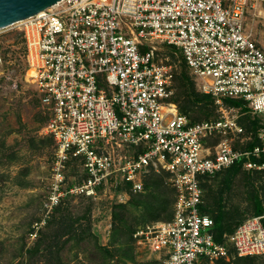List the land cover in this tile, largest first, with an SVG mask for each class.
Masks as SVG:
<instances>
[{
	"label": "built area",
	"instance_id": "2783aa9c",
	"mask_svg": "<svg viewBox=\"0 0 264 264\" xmlns=\"http://www.w3.org/2000/svg\"><path fill=\"white\" fill-rule=\"evenodd\" d=\"M264 24V0H60L16 23L25 37L26 78L49 112L43 129L54 140L43 221L64 199H96L109 183L144 189L153 170L168 173L171 218L134 231L139 248L162 264H201L264 255V214L245 218L216 239L203 211L206 177L237 163L264 169V119L258 142L236 148L244 134L241 99L264 112V49L246 28ZM156 42L175 46L218 116L192 121L174 100L175 62L158 57ZM0 50V77L7 76ZM77 162L81 176L67 175ZM122 201L121 196L116 198Z\"/></svg>",
	"mask_w": 264,
	"mask_h": 264
},
{
	"label": "rangeland",
	"instance_id": "374dc122",
	"mask_svg": "<svg viewBox=\"0 0 264 264\" xmlns=\"http://www.w3.org/2000/svg\"><path fill=\"white\" fill-rule=\"evenodd\" d=\"M246 28L264 49V24L248 16ZM155 45L160 59L177 64L174 100L184 99V75L195 82L198 91L206 93L181 54L175 53V46L162 42ZM25 47L20 24L0 29V50L7 74L0 77V264H162L156 254L137 246L133 233L172 216L174 190L163 170L149 172L142 191L109 183L96 199L70 196L42 223L38 235L31 236L34 222L43 221L54 140L43 129L49 112L35 85L25 76ZM238 113L245 131L234 136L231 143L236 148H247L249 141L257 138L264 112L253 115L241 108ZM187 115L197 120L214 119L218 108L207 117L198 107ZM67 175H82L77 162L69 166ZM203 182L205 211L212 217L223 211L233 214L234 219L247 218L254 214L257 202L264 206V169L241 166L231 173L223 170ZM119 196L122 201H117ZM125 225L134 230L132 238L123 230ZM201 264H264V255L240 256L232 251L228 258L203 260Z\"/></svg>",
	"mask_w": 264,
	"mask_h": 264
},
{
	"label": "trees",
	"instance_id": "16d2710c",
	"mask_svg": "<svg viewBox=\"0 0 264 264\" xmlns=\"http://www.w3.org/2000/svg\"><path fill=\"white\" fill-rule=\"evenodd\" d=\"M170 51L173 52L172 48L170 49ZM183 61H184L185 65L188 67L187 63L185 62V59H183ZM183 79L185 80V81H183V85L185 87L184 99L181 100L178 97L175 100L176 103L178 104L179 110L182 113L187 115L188 112L191 109H193L195 107H198L202 111H204L205 117L209 116V114L215 108L218 107L215 104L214 97L211 94H209V93H203V92L198 91L196 89L195 82L193 80L189 79L188 75L187 76L184 75ZM225 101L229 105H236V106H239L240 108H242L244 110H249L248 107L244 104L245 102L243 100H241V99L226 98ZM190 119L192 121H197V118H195V117L194 118L190 117ZM252 122L255 123V120H253ZM257 142H258V139L255 138L254 141H252V142L249 141L248 145H249V147H252ZM241 166H242V163L240 162V163H237V164H234V165L230 166L226 170L229 173H231L234 170L239 169ZM206 178H208V177H206ZM204 185L205 184L203 182V187H204ZM61 205L62 204L57 206L56 210H59ZM120 205H123V204H120ZM254 207H255V210H254V214L253 215H260V214L264 213V206L260 202H257ZM202 209H203V211H205V207L204 206L202 207ZM213 218H214V222H215L214 223V225H215L214 228H215V233H216L215 235H216V239H218V240H222L223 239V234L224 233L233 232L235 230V228L245 219V218H240V217L238 219L237 218L234 219V215L233 214L226 213V212H223V211H220L219 213H217ZM232 220H235V222H232ZM263 222H264V219H263ZM123 227H124L123 230L125 231V233H127L132 238V233L134 231L132 229V227H130L128 225H125ZM105 249H107V248H105Z\"/></svg>",
	"mask_w": 264,
	"mask_h": 264
},
{
	"label": "water",
	"instance_id": "95a60500",
	"mask_svg": "<svg viewBox=\"0 0 264 264\" xmlns=\"http://www.w3.org/2000/svg\"><path fill=\"white\" fill-rule=\"evenodd\" d=\"M60 0H0V29L28 18Z\"/></svg>",
	"mask_w": 264,
	"mask_h": 264
},
{
	"label": "crops",
	"instance_id": "0c3cea01",
	"mask_svg": "<svg viewBox=\"0 0 264 264\" xmlns=\"http://www.w3.org/2000/svg\"><path fill=\"white\" fill-rule=\"evenodd\" d=\"M229 168V167H228ZM227 169V168H226ZM226 169H224V170H226ZM257 170V169H256ZM223 171V170H222ZM221 172V171H220ZM264 214V213H263Z\"/></svg>",
	"mask_w": 264,
	"mask_h": 264
}]
</instances>
